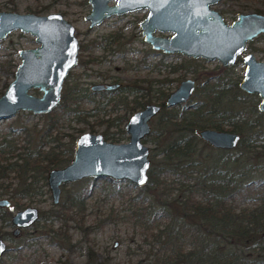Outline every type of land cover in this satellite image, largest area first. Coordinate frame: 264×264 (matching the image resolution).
<instances>
[{
    "label": "rangeland",
    "instance_id": "1",
    "mask_svg": "<svg viewBox=\"0 0 264 264\" xmlns=\"http://www.w3.org/2000/svg\"><path fill=\"white\" fill-rule=\"evenodd\" d=\"M212 6L222 13L227 23H231L240 11H264V0H218ZM0 10L40 14L61 11L75 26L79 41L78 62L65 78L62 92L66 85L75 87L79 91L73 95L78 99L69 104L67 112L63 114L58 107L57 114L61 112V115H58L52 133L46 136V140L59 149L72 143V154L67 162L74 152V140L82 132H101L107 140L127 141L129 134L123 129L127 118L144 104L158 102L160 90L168 94L185 77L195 79L197 84L193 95L185 102L187 105L195 100H203L207 80L219 74L231 84L238 83L239 99L235 102L236 107L255 105L258 109L259 95L247 93L239 87L245 70L242 55L235 63L223 66L216 58L192 57L180 52L168 53L155 49L144 39L140 25L147 8L110 15L91 27L85 19L91 10L88 0H0ZM154 33L162 36L172 34L171 31L160 30ZM38 44L33 34L20 29H14L0 39V95L13 78L12 71L21 60L19 49ZM248 51L253 52L257 59H264V33L248 42L245 52ZM114 81L120 85L109 93L90 89L92 83ZM29 91L35 95L43 92L38 87L30 88ZM229 91L233 96V89ZM48 112L34 113L23 109L8 118H1L0 135L12 127L25 126L38 138L39 129L44 128L49 118L46 115ZM157 117L151 119L153 127ZM224 127H229V121L224 122ZM168 128L170 126L166 128L170 137L173 134ZM16 135L19 145L26 143V130ZM145 142L151 154L157 143L153 140ZM261 142L257 141L259 146L256 145L250 151L247 159H253L254 162L264 159ZM197 147L199 155L207 158V161L209 157L206 156H211L215 148L201 138L198 139ZM259 155L261 157L256 159ZM160 156L157 153L156 158ZM177 175L172 174L173 177ZM86 179L62 184L59 201L63 200L67 191L74 192L89 184L92 193L85 198L83 208L69 210L70 217L60 215L48 219L59 203L52 201L47 178L46 185L39 182L41 187L38 193L12 196L10 193L17 182L15 173L8 172L7 176L0 177L1 183L9 184L7 188L0 185V196L11 200L9 206L0 207V234L7 244V249L0 256V264H66L70 260L75 264H85L90 260L89 250L95 253L92 264H134L155 257L161 248L157 233L164 228L169 218L156 216V219L151 220L149 211L145 216L149 200H143L142 194L137 196L139 186L131 181L121 180L123 189L118 193L111 183L113 179L100 176L93 183H88ZM255 202L244 203L254 205ZM27 205L38 208L39 218L15 235L12 233L15 225L11 222V215ZM64 231L71 238L69 243L62 237Z\"/></svg>",
    "mask_w": 264,
    "mask_h": 264
},
{
    "label": "trees",
    "instance_id": "2",
    "mask_svg": "<svg viewBox=\"0 0 264 264\" xmlns=\"http://www.w3.org/2000/svg\"><path fill=\"white\" fill-rule=\"evenodd\" d=\"M204 88L203 100L169 108L165 105L167 93L159 91L162 109L156 125L144 138L157 145L150 154L149 179L139 187L137 196L142 194L143 200H149L145 216L149 211L151 220L165 216L169 221L157 233L161 248L156 256L134 264H264V159L254 162L246 157L258 140L264 148V118L255 105L235 106L239 99L237 82L231 84L218 74L210 77ZM78 91L69 85L64 87L60 103L46 114L49 118L39 129L38 138L25 126L12 127L0 135V177L14 172L17 178L12 196L38 193L39 182L46 185L48 170L66 164L70 158L72 143L59 149L46 136L52 133L58 115L67 112L68 105L78 99L73 95ZM225 121H229L228 128L224 127ZM167 126L173 134L170 137ZM203 127L237 131L242 137L233 149L214 148L213 154L206 156L207 161L197 147V131ZM25 130L27 141L19 145L16 134ZM157 153L161 154L159 158ZM85 178L93 183L97 177ZM111 183L115 192H122L121 180ZM91 193L89 184L67 191L48 219L70 217L68 211L82 209ZM252 201H256L254 205L244 203ZM62 237L71 241L66 231ZM89 252L90 260L85 264L94 260L95 253Z\"/></svg>",
    "mask_w": 264,
    "mask_h": 264
},
{
    "label": "water",
    "instance_id": "3",
    "mask_svg": "<svg viewBox=\"0 0 264 264\" xmlns=\"http://www.w3.org/2000/svg\"><path fill=\"white\" fill-rule=\"evenodd\" d=\"M91 10L85 15L89 27L101 23L107 16L147 8L141 20L144 39L155 49L164 52H181L192 57L218 59L224 66L233 64L246 49L247 42L264 32V13L241 11L230 24L210 5L218 0H88ZM111 1H115L111 3ZM14 29L30 32L39 43L35 47L19 49L20 62L13 78L0 95V119L8 118L19 110L46 113L60 102L64 79L77 64L79 41L75 26L61 11L46 14L32 11L0 10V39ZM171 31L170 36L154 32ZM245 70L239 87L260 97L258 109L264 118V59H257L253 52L242 56ZM118 83H96L93 89L113 88ZM38 87L41 95L29 89ZM196 81L185 77L166 96L170 107L187 102L193 95ZM156 102L146 103L134 111L124 124L129 139L113 142L101 132L85 131L75 138L71 160L54 166L47 172V184L52 201L57 203L63 183L85 177L106 176L113 180H128L142 186L149 179L150 147L144 137L151 132V119L161 110ZM198 136L215 148L233 149L240 140L237 131L203 127ZM143 181V182H141ZM11 200L0 196V207H7ZM39 218L36 206L27 205L11 215L15 233ZM0 256L7 249L0 234ZM66 264H75L68 261Z\"/></svg>",
    "mask_w": 264,
    "mask_h": 264
},
{
    "label": "flooded vegetation",
    "instance_id": "4",
    "mask_svg": "<svg viewBox=\"0 0 264 264\" xmlns=\"http://www.w3.org/2000/svg\"><path fill=\"white\" fill-rule=\"evenodd\" d=\"M89 3H90V2H89ZM213 4H214V3H213ZM213 4H211L210 6H211L212 8H215V7L212 6ZM215 9H216V8H215ZM217 10H218V9H217ZM218 11H219V10H218ZM251 11H258V10H251ZM219 12H220V11H219ZM240 12H241V11H240ZM245 12H248V11H245ZM259 12H263V13H264V11H259ZM220 13H221V12H220ZM238 13H239V12H238ZM221 14H222V13H221ZM222 16H223V15H222ZM107 17H108V16H107ZM236 18H237V17H236ZM236 18H235V19H236ZM223 19H224V17H223ZM235 19H234V20H235ZM224 20H225V19H224ZM225 22H226V21H225ZM228 24H230V23H228ZM263 33H264V32H263ZM261 34H262V33H261ZM258 36H259V35H258ZM256 37H257V36H256ZM256 37H255V38H256ZM253 39H254V38H253ZM253 39H251V40H253ZM251 40H249V41H251ZM249 41H248V42H249ZM248 42H247V44H248ZM246 48H247V45H246ZM161 50H162V49H161ZM162 51H163V50H162ZM245 51H246V49H245L242 53L239 54L238 58H240V55L243 56L245 53H247V52H245ZM248 52H249V51H248ZM78 53H79V51H78ZM168 53H173V52H168ZM180 53H181V52H180ZM242 56H241V59H242ZM236 61H237V60H236ZM236 61H235V62H236ZM77 62H78V60H77ZM235 62H234V63H235ZM221 64H222V63H221ZM230 65H231V64H230ZM74 66H75V65H74ZM74 66H73V67H74ZM223 66H224V65H223ZM228 66H229V65H228ZM71 69H72V68H71ZM71 69H70V70H71ZM64 80H65V79H64ZM96 83H118V85H117L116 87H113V88L93 89V88H92V85H93V84H96ZM96 83H92V84L90 85V89H91V91L100 92V93H103V94H104V93H109L110 91H114V90H116V89L118 88V86L120 85L119 82H116V81H114V82H96ZM196 86H197V84H196ZM195 89H196V88H195ZM171 91H172V90H171ZM171 91H170V92H171ZM170 92H169V93H170ZM169 93H168V94H169ZM168 94H167V95H168ZM61 95H62V89H61ZM167 95H166V96H167ZM165 98H166V97H165ZM60 100H61V98H60ZM156 103H159V102H156ZM58 104H59V103H58ZM159 104H161V103H159ZM180 104H181V103H180ZM144 105H145V104H144ZM176 105H177V104H176ZM173 106H174V105H173ZM161 109H162V108H161ZM159 112H160V111H159ZM159 112H158V113H159ZM158 113H157V114H158ZM157 114H156V115H157ZM156 115H155V116H156ZM155 116H154V117H155ZM127 119H128V118H127ZM126 121H127V120H126ZM126 121H125V123H126ZM125 123H124V124H125ZM150 123H151V121H150ZM151 127H152V125H151ZM123 129H124V125H123ZM124 130H125V129H124ZM125 131H126V130H125ZM126 132H127V131H126ZM127 133H128V132H127ZM128 134H129V133H128ZM144 138H145V137H144ZM74 141H75V140H74ZM67 163H68V162H67ZM61 166H62V165H61ZM71 182H72V181H71ZM67 183H69V182H67ZM63 184H64V183H63ZM50 192H51V191H50ZM61 192H62V185H61ZM60 197H61V193H60ZM59 201H60V198H59ZM59 201H58L57 203H59ZM57 203H56V204H57ZM15 211H16V210H15ZM29 226H30V225H29ZM26 227H28V226H26ZM26 227H20L16 233L13 231V230L15 229V227H14V229L12 230V233L15 234V235H16V234H19L20 231H21V229H22V228H26Z\"/></svg>",
    "mask_w": 264,
    "mask_h": 264
},
{
    "label": "snow or ice",
    "instance_id": "5",
    "mask_svg": "<svg viewBox=\"0 0 264 264\" xmlns=\"http://www.w3.org/2000/svg\"><path fill=\"white\" fill-rule=\"evenodd\" d=\"M141 182H143V181H141ZM0 250H2V249H0Z\"/></svg>",
    "mask_w": 264,
    "mask_h": 264
}]
</instances>
